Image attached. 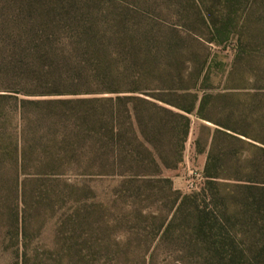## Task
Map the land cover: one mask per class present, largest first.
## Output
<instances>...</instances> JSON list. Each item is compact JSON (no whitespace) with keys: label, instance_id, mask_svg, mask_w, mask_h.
Returning <instances> with one entry per match:
<instances>
[{"label":"trees","instance_id":"1","mask_svg":"<svg viewBox=\"0 0 264 264\" xmlns=\"http://www.w3.org/2000/svg\"><path fill=\"white\" fill-rule=\"evenodd\" d=\"M200 1L0 0V235L23 241L24 264L31 211L75 202L71 181L81 178L116 179L141 202L169 198L158 233L192 264L264 258V185L254 183L264 174V87L245 93L239 82L264 70L249 73L245 48L213 70L210 45L229 33ZM191 116L214 126L194 141L205 180L183 193L159 171L183 162ZM124 148L153 155L159 174ZM80 215L63 213L68 240ZM76 243L61 264H74Z\"/></svg>","mask_w":264,"mask_h":264},{"label":"rangeland","instance_id":"2","mask_svg":"<svg viewBox=\"0 0 264 264\" xmlns=\"http://www.w3.org/2000/svg\"><path fill=\"white\" fill-rule=\"evenodd\" d=\"M203 1L199 3L200 8L205 11L208 6H213L211 8L219 19L218 25L223 23L228 29L226 34L229 33L221 45H210L211 51L217 54L213 70L220 76L222 70L229 67L235 52L244 48L247 50L244 52L249 56L251 54L249 63H244L249 73L258 67L264 70V0ZM212 81L216 85L221 82L216 77ZM239 82L245 93L264 87V79L256 80L251 76ZM191 118L193 124L186 141L183 162L176 169L159 171L169 176L173 187L183 193L199 191L205 180L202 172L206 154L195 151L194 141L198 133L202 138L207 134V129L202 125L214 126L193 116ZM123 151L148 168L144 174H159L155 172L159 166L153 155H140L129 148ZM257 178L258 182L254 183L264 185V174ZM221 180L230 183L237 181L231 178ZM71 182L79 188L75 193V202L64 204L55 199L49 211L44 208L31 211L29 216L32 223L27 228L24 241L28 252L26 264H61L64 245L75 241L78 245L73 249L74 264H178L179 261V264H192L183 258V253L172 250L176 239H162L158 233L160 216L167 213L169 198L152 196L141 202L129 193H123L119 188L120 183L113 178H81ZM71 206L80 207L82 216L79 222L84 220V225L75 232L72 240H68L72 224L64 225L63 213ZM138 208L143 210L142 216L137 215ZM22 242L20 238L17 240V237L7 235L6 229L2 230L0 264H24L20 255L24 249ZM250 264H264V258L252 260Z\"/></svg>","mask_w":264,"mask_h":264}]
</instances>
